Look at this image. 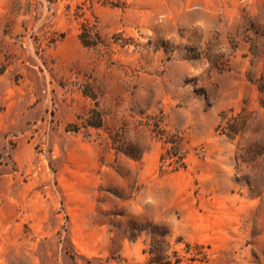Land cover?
<instances>
[{
	"label": "rangeland",
	"instance_id": "1",
	"mask_svg": "<svg viewBox=\"0 0 264 264\" xmlns=\"http://www.w3.org/2000/svg\"><path fill=\"white\" fill-rule=\"evenodd\" d=\"M0 264H264V0H0Z\"/></svg>",
	"mask_w": 264,
	"mask_h": 264
},
{
	"label": "trees",
	"instance_id": "2",
	"mask_svg": "<svg viewBox=\"0 0 264 264\" xmlns=\"http://www.w3.org/2000/svg\"><path fill=\"white\" fill-rule=\"evenodd\" d=\"M166 144L169 145V147L164 151L163 158L161 159H169L170 163L173 164L171 167V171H176L177 169L184 167V158L175 157L174 155H178L177 153V144L175 142H169L165 141ZM176 158V161L173 160V158Z\"/></svg>",
	"mask_w": 264,
	"mask_h": 264
},
{
	"label": "crops",
	"instance_id": "3",
	"mask_svg": "<svg viewBox=\"0 0 264 264\" xmlns=\"http://www.w3.org/2000/svg\"><path fill=\"white\" fill-rule=\"evenodd\" d=\"M3 227V229L5 228V227H7V226H2Z\"/></svg>",
	"mask_w": 264,
	"mask_h": 264
}]
</instances>
